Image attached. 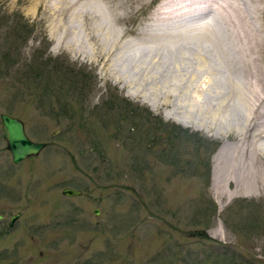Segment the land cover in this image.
<instances>
[{
	"label": "rangeland",
	"instance_id": "1",
	"mask_svg": "<svg viewBox=\"0 0 264 264\" xmlns=\"http://www.w3.org/2000/svg\"><path fill=\"white\" fill-rule=\"evenodd\" d=\"M143 1L130 24L160 0ZM27 7L0 0V113L48 146L13 163L0 121V264H264V189L237 194L213 174L238 124L207 128L196 115L181 123L176 96L154 82L167 75L145 81L128 63L119 71L113 56L41 29ZM256 21L264 53V12ZM183 84L185 119L197 106Z\"/></svg>",
	"mask_w": 264,
	"mask_h": 264
},
{
	"label": "bare ground",
	"instance_id": "2",
	"mask_svg": "<svg viewBox=\"0 0 264 264\" xmlns=\"http://www.w3.org/2000/svg\"><path fill=\"white\" fill-rule=\"evenodd\" d=\"M12 2L28 4L41 29L69 34L68 42L75 45H92L101 60L111 62L113 56L119 71L128 63V69H139L145 81L167 75L168 80L155 78L154 82L176 96L171 113L181 123L188 125L196 115L207 128L238 124L236 142H223L215 153V180H232L237 194L243 187L257 192L264 189V53L255 23L264 12V0H161L144 21L134 24L130 17L143 8V0ZM131 2L138 5H126ZM128 34L142 36L126 39ZM94 36H98L99 47ZM163 63L169 73L162 70ZM184 65L193 68L191 74ZM205 73L209 75L201 81ZM186 75L192 79L180 83L188 79ZM182 84L194 87L190 95L197 106L196 114H188L187 120L179 116L182 105L177 102V92L185 90ZM244 130L254 132L246 135Z\"/></svg>",
	"mask_w": 264,
	"mask_h": 264
},
{
	"label": "water",
	"instance_id": "3",
	"mask_svg": "<svg viewBox=\"0 0 264 264\" xmlns=\"http://www.w3.org/2000/svg\"><path fill=\"white\" fill-rule=\"evenodd\" d=\"M2 126L4 130V138L7 141V148L12 154L14 162H19L29 155H36L46 145L42 142L31 141L24 132L23 122L15 117L7 114H1ZM66 194H79V191L66 189ZM95 213H98L95 210ZM18 215L12 217L10 224Z\"/></svg>",
	"mask_w": 264,
	"mask_h": 264
},
{
	"label": "flooded vegetation",
	"instance_id": "4",
	"mask_svg": "<svg viewBox=\"0 0 264 264\" xmlns=\"http://www.w3.org/2000/svg\"><path fill=\"white\" fill-rule=\"evenodd\" d=\"M2 128V127H1ZM2 137H3V131H2ZM11 217V216H10ZM10 217H9V220H8V223L10 221ZM4 219V216L2 214H0V220H3Z\"/></svg>",
	"mask_w": 264,
	"mask_h": 264
}]
</instances>
